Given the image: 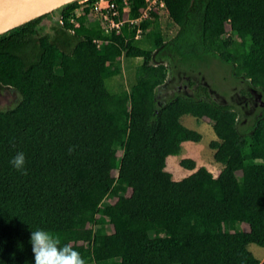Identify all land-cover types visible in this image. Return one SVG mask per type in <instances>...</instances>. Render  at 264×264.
I'll return each instance as SVG.
<instances>
[{"label":"trees","instance_id":"1","mask_svg":"<svg viewBox=\"0 0 264 264\" xmlns=\"http://www.w3.org/2000/svg\"><path fill=\"white\" fill-rule=\"evenodd\" d=\"M130 1L136 19L144 0ZM165 4L170 40L156 14L141 25L154 51L134 46V28L106 35L90 9L72 34L77 3L59 11L63 25L47 14L0 36V85L20 96L0 110V264H35L26 248L37 229L86 264H264L247 249L264 248V108L244 125L231 105L161 95L169 75L212 59L264 98V0ZM124 53L142 64L129 91L110 94ZM183 115L210 121L216 177L199 167L176 182L165 171L182 143L202 138ZM18 152L27 175L11 164Z\"/></svg>","mask_w":264,"mask_h":264},{"label":"rangeland","instance_id":"2","mask_svg":"<svg viewBox=\"0 0 264 264\" xmlns=\"http://www.w3.org/2000/svg\"><path fill=\"white\" fill-rule=\"evenodd\" d=\"M159 24L161 27V33L164 41L170 40L177 31V26L172 22L169 18L168 13H162L159 16ZM134 46L143 49L145 51H154V42L153 39H143L135 40ZM142 64V59H132L127 58L125 53L121 58V72L118 77H112L105 81L106 88L110 94H117L122 91H129L130 88L135 84V78L137 76V67ZM200 72L205 77L207 83L211 86L213 90H215L218 94L228 99V97L234 92V89L239 90L244 87L239 80H234L229 74V68L225 65L221 64L219 61L209 59L200 67ZM120 76V78H119ZM176 85L173 83L170 87ZM171 88L162 89L161 95L163 98L167 97L171 93ZM20 100L19 94L12 88L3 87L0 85V110H8L12 108L15 104H17ZM234 107L235 111H239L238 105L236 103H231ZM200 125L199 129L201 130V140L202 142L199 143L196 148L193 147L189 149V151L185 154L188 157L197 156L196 169L199 167H205L213 176H217L223 169V165L217 163L209 148V144L212 141H217L216 136L214 135L211 123L207 119H199ZM204 125L206 129H204ZM200 140V141H201ZM199 141V142H200ZM197 149V151H196ZM184 155V151L180 150L178 156ZM175 157V156H173ZM191 159V158H186ZM182 175L189 172V170L181 167L179 164L178 166ZM195 169V170H196ZM171 173V172H170ZM117 172L113 171V176L116 177ZM173 177V173H171ZM173 179V178H172ZM248 249V248H247ZM257 249H263L258 247L257 245L252 244L248 249L255 258L259 261L261 260ZM26 251H32V248L27 246ZM261 263V262H260ZM93 264V263H91ZM116 264H119L117 262Z\"/></svg>","mask_w":264,"mask_h":264},{"label":"built area","instance_id":"3","mask_svg":"<svg viewBox=\"0 0 264 264\" xmlns=\"http://www.w3.org/2000/svg\"><path fill=\"white\" fill-rule=\"evenodd\" d=\"M130 0H121V8L117 4V0H83L78 2V7L71 13L69 23L73 25L70 32L73 34L74 29L79 27L77 19L81 17L85 9H90L96 21L101 26L106 35L120 34L123 27L134 28L135 40H140L143 30L141 25L145 21L153 19V15L158 17L163 13L167 14L165 0H144V8L140 15L134 19L130 17ZM58 23L63 25L62 18ZM226 31H230L229 22L225 25Z\"/></svg>","mask_w":264,"mask_h":264},{"label":"flooded vegetation","instance_id":"4","mask_svg":"<svg viewBox=\"0 0 264 264\" xmlns=\"http://www.w3.org/2000/svg\"><path fill=\"white\" fill-rule=\"evenodd\" d=\"M168 82L170 85L173 83L176 84L173 87L171 86V95L174 93L189 97L198 95L204 100H208L222 106H228L231 105V103H236V105L240 106L239 111L244 115V125L248 123L249 118L259 115L260 109L264 108L260 106V101H255L256 95H252L250 93L252 87L248 86L244 80H239L244 87L239 90L234 89V92L228 97V99L213 90L200 71L195 73L182 71L178 72L175 77L169 75L167 79V83ZM205 84L208 86H205ZM262 100L264 102L263 95Z\"/></svg>","mask_w":264,"mask_h":264},{"label":"water","instance_id":"5","mask_svg":"<svg viewBox=\"0 0 264 264\" xmlns=\"http://www.w3.org/2000/svg\"><path fill=\"white\" fill-rule=\"evenodd\" d=\"M81 1L83 0H0V36L47 14L58 22L62 8ZM49 22L50 20H46L45 24ZM250 93L256 95L255 101H260V106L264 107L262 94L253 88Z\"/></svg>","mask_w":264,"mask_h":264},{"label":"clouds","instance_id":"6","mask_svg":"<svg viewBox=\"0 0 264 264\" xmlns=\"http://www.w3.org/2000/svg\"><path fill=\"white\" fill-rule=\"evenodd\" d=\"M11 164L17 171L27 175L26 157L23 152H18L12 158ZM30 243L35 264H86L81 254L70 243L61 246L60 238L49 231H31Z\"/></svg>","mask_w":264,"mask_h":264},{"label":"crops","instance_id":"7","mask_svg":"<svg viewBox=\"0 0 264 264\" xmlns=\"http://www.w3.org/2000/svg\"><path fill=\"white\" fill-rule=\"evenodd\" d=\"M135 59H141V58H135ZM118 77V76H116ZM120 78V76H119ZM127 91V90H126ZM179 122L185 126L186 128L190 129V130H194L196 132H198L199 134L201 133V130L199 129L200 125H203V124H200V120L191 116V115H183L180 117L179 119ZM204 129H206L205 125H204ZM215 135V134H214ZM217 138V137H216ZM203 140V138H202ZM202 140L200 142H184L182 143L181 145V149L182 151H184V155L182 156H169L167 159H166V165H165V171L168 172L169 174L173 173V177L171 175V178H173L172 180L173 181H180L186 177H188L189 175H191L192 173H194L196 170H189V172H186V174L182 175L181 172H180V168L177 167L178 164L180 165V162L181 160L183 159H186V158H191V160H193L194 162H197V156H194V157H188L186 156L185 154L189 151V149L195 147L202 142ZM218 140V139H217ZM197 151V149H196ZM209 151L212 152V154H214V150L210 149ZM171 172V173H170ZM252 244L248 245L247 248L249 249L250 246ZM255 245V244H254ZM257 252H258V255L260 257L261 260H259V262H264V248L263 249H257Z\"/></svg>","mask_w":264,"mask_h":264}]
</instances>
